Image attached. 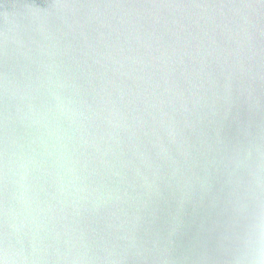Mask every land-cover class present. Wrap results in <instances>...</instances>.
I'll use <instances>...</instances> for the list:
<instances>
[{
  "label": "water",
  "instance_id": "water-1",
  "mask_svg": "<svg viewBox=\"0 0 264 264\" xmlns=\"http://www.w3.org/2000/svg\"><path fill=\"white\" fill-rule=\"evenodd\" d=\"M264 0H0V264H256Z\"/></svg>",
  "mask_w": 264,
  "mask_h": 264
},
{
  "label": "clouds",
  "instance_id": "clouds-1",
  "mask_svg": "<svg viewBox=\"0 0 264 264\" xmlns=\"http://www.w3.org/2000/svg\"><path fill=\"white\" fill-rule=\"evenodd\" d=\"M256 264H264V231L261 233L259 257Z\"/></svg>",
  "mask_w": 264,
  "mask_h": 264
}]
</instances>
